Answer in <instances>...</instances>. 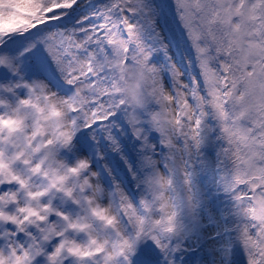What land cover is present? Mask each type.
<instances>
[{
  "label": "snow or ice",
  "instance_id": "6c2138e0",
  "mask_svg": "<svg viewBox=\"0 0 264 264\" xmlns=\"http://www.w3.org/2000/svg\"><path fill=\"white\" fill-rule=\"evenodd\" d=\"M0 264H264V0H0Z\"/></svg>",
  "mask_w": 264,
  "mask_h": 264
},
{
  "label": "clouds",
  "instance_id": "9594fccd",
  "mask_svg": "<svg viewBox=\"0 0 264 264\" xmlns=\"http://www.w3.org/2000/svg\"><path fill=\"white\" fill-rule=\"evenodd\" d=\"M96 67L103 69L111 67L117 77V87L114 89L119 93L126 102L131 105L132 109L143 107V97L148 94L146 74L142 67L136 65H125L120 63L116 58L98 61ZM129 118L135 120V112H129Z\"/></svg>",
  "mask_w": 264,
  "mask_h": 264
}]
</instances>
